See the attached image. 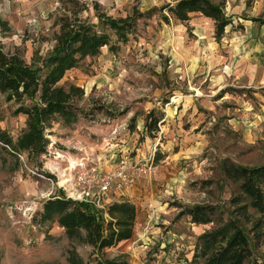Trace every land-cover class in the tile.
Wrapping results in <instances>:
<instances>
[{
  "label": "rangeland",
  "instance_id": "1",
  "mask_svg": "<svg viewBox=\"0 0 264 264\" xmlns=\"http://www.w3.org/2000/svg\"><path fill=\"white\" fill-rule=\"evenodd\" d=\"M77 1L84 5L77 18L94 25L96 13L120 18L173 3ZM211 1L221 2L230 17L219 35L213 21L198 13L164 22L159 14L165 10L137 19L125 42L107 31L115 49L102 46L59 81L83 91L72 102L76 121L65 126L51 117L43 129L48 145L39 156H14L0 147V264H69V250L83 264L117 255L128 264H203L192 256L196 238L217 225L191 223L180 209L212 205L225 218L239 192L221 162L264 163V0ZM64 14L60 0H0V47L40 65ZM19 104L30 103L0 94V130L13 139L26 127ZM153 120L155 126H145ZM123 157L148 159L152 169L110 199L136 209L129 239L95 252L68 240L55 220L39 222L42 201L63 194L75 172L106 170ZM93 208L106 216L105 207ZM241 225L251 262L264 264V218L256 229Z\"/></svg>",
  "mask_w": 264,
  "mask_h": 264
},
{
  "label": "trees",
  "instance_id": "2",
  "mask_svg": "<svg viewBox=\"0 0 264 264\" xmlns=\"http://www.w3.org/2000/svg\"><path fill=\"white\" fill-rule=\"evenodd\" d=\"M64 15L58 18V31L53 35L54 43L49 54L40 65L23 61L17 52L3 51L0 47V94L6 100L19 103L27 99L29 105L19 104L16 112L26 116V127L14 139L0 130V147L17 156L25 153L35 157L45 153L48 140L43 134L47 121L57 116L68 126L74 123L78 110L73 100L81 97L83 91L74 84H59L65 71L73 68L87 56H94L102 46L114 50L107 31H111L116 41L125 42L134 32L136 20L149 17L154 11L165 10L159 16L164 22L168 18L186 21L190 13H198L211 19L214 30L219 35L230 17L223 11L221 2L211 0H173L158 8L113 18L104 13H96L97 25L77 18L76 13L84 5L77 0H60ZM67 12V13H66ZM0 24H4L1 22ZM145 123V126H155ZM224 176L236 184L239 195L230 200L232 209L225 211V218L212 205L195 204L180 209V214L189 217L195 224L216 223V227L204 231L196 238L193 258L203 264H253L247 235L241 223H250L259 228L264 218V163L255 166L238 165L228 160L221 162ZM45 176L49 174L45 173ZM92 206L66 198L62 193L48 196L38 211L39 222L55 220L68 240L88 245L98 252L113 247L132 236L136 209L127 200L110 201L104 213ZM69 264H83L73 250L68 251ZM96 264H128L123 255L98 259Z\"/></svg>",
  "mask_w": 264,
  "mask_h": 264
},
{
  "label": "built area",
  "instance_id": "3",
  "mask_svg": "<svg viewBox=\"0 0 264 264\" xmlns=\"http://www.w3.org/2000/svg\"><path fill=\"white\" fill-rule=\"evenodd\" d=\"M126 158L106 170L79 169L68 181L64 196L96 208L105 207L112 196L128 191L152 173L148 159L129 161Z\"/></svg>",
  "mask_w": 264,
  "mask_h": 264
},
{
  "label": "bare ground",
  "instance_id": "4",
  "mask_svg": "<svg viewBox=\"0 0 264 264\" xmlns=\"http://www.w3.org/2000/svg\"><path fill=\"white\" fill-rule=\"evenodd\" d=\"M73 161H71V165H73ZM64 182V180H60L59 183Z\"/></svg>",
  "mask_w": 264,
  "mask_h": 264
}]
</instances>
